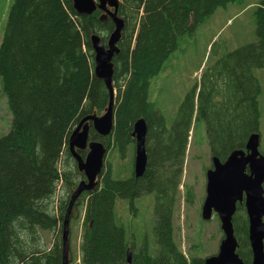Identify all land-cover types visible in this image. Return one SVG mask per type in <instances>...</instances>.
<instances>
[{"label":"trees","instance_id":"trees-1","mask_svg":"<svg viewBox=\"0 0 264 264\" xmlns=\"http://www.w3.org/2000/svg\"><path fill=\"white\" fill-rule=\"evenodd\" d=\"M235 1L120 0L124 26L112 59L113 128L103 137L90 125L88 139L113 146L123 159L134 142L133 125L142 118L146 165L141 176L131 169L121 178L104 160L98 185L74 203L84 207L80 264H203L200 257H185L173 233L188 135L192 123L203 124L209 155L224 160L259 134L261 87L253 70L264 68V0L254 11L255 40L222 53L202 71L170 127L149 100V88L179 39ZM113 29L110 19L76 13L72 0H14L10 7L0 41V89L12 114L9 131L0 136V264H62L61 233L48 247L39 231L62 232L70 194L84 178L67 140L82 118L108 104V90L94 75L89 37L96 33L105 43ZM78 153L83 157L86 149ZM59 185L67 196L57 202ZM143 196L153 199V222L149 234L139 230L138 239L130 224L118 221L115 206L124 200L135 216ZM232 223L236 252L250 264L243 204H237Z\"/></svg>","mask_w":264,"mask_h":264},{"label":"rangeland","instance_id":"rangeland-1","mask_svg":"<svg viewBox=\"0 0 264 264\" xmlns=\"http://www.w3.org/2000/svg\"><path fill=\"white\" fill-rule=\"evenodd\" d=\"M13 2L14 0H0V41ZM258 2L259 0H238L225 7H218L196 26L192 34L179 39L177 49L171 54L168 64L153 77L149 88V100L162 113L168 127L172 125L186 94L199 83L202 71L218 60L222 53L255 40L254 11ZM253 73L261 87L258 97L259 150L264 153V68H255ZM11 121L12 114L6 96L0 89V136L9 131ZM132 145L134 147V142L127 145L123 159L113 146L107 150L105 163L111 164L114 177L125 178L130 174L133 164ZM210 167L211 160L204 126L201 123H192L172 220L174 238L186 258L204 259L214 255L222 238L216 214L213 213L208 220H203L200 215L205 197V172ZM58 191L60 193L55 196L56 201L66 199L67 194L62 185L58 186ZM135 206L137 212L135 216H131L126 202L116 200V217L125 226L130 224L136 236L143 228L149 234L153 222L152 197H141ZM83 212L82 204L74 205L72 208L73 216H70L69 222V255L74 260L70 264H80L79 246ZM59 233H61L59 230L39 231L41 244L51 247ZM139 244L140 241L137 240V245Z\"/></svg>","mask_w":264,"mask_h":264},{"label":"water","instance_id":"water-1","mask_svg":"<svg viewBox=\"0 0 264 264\" xmlns=\"http://www.w3.org/2000/svg\"><path fill=\"white\" fill-rule=\"evenodd\" d=\"M72 7L83 16H90L95 10H100L98 19H110L114 29L105 43L96 33L89 37L93 50L94 75L105 84L109 100L102 114L93 113L82 118L67 140L68 149L84 178L71 192L64 214L61 232L62 264H69L68 236L73 205L83 192L93 191L99 183L107 147L100 141L89 140L88 133L91 125L99 136L108 137L113 128L112 59L118 52L116 44L124 26L123 19L118 16L119 0H72ZM146 132V122L142 118L138 119L131 133L134 139L135 177L142 175L146 165ZM85 149L86 154L82 157L78 151ZM238 203L243 204L248 221V241L252 256L250 264H264V154L259 151V134L251 135L245 150H233L223 162L218 157H212V167L206 171L201 217L207 220L213 212L216 213L223 236L217 253L206 257L203 264H244L236 252L238 242L232 223ZM127 261H130V252L127 253Z\"/></svg>","mask_w":264,"mask_h":264},{"label":"flooded vegetation","instance_id":"flooded-vegetation-1","mask_svg":"<svg viewBox=\"0 0 264 264\" xmlns=\"http://www.w3.org/2000/svg\"><path fill=\"white\" fill-rule=\"evenodd\" d=\"M94 13H96L97 16H100L101 11L97 9V10H95V11L93 12V14H94ZM97 13H98V14H97ZM99 21H100V20H99ZM106 21H107V20H106ZM101 22H105V21H101ZM221 162H223V161H221ZM132 173H133V169H132Z\"/></svg>","mask_w":264,"mask_h":264},{"label":"bare ground","instance_id":"bare-ground-1","mask_svg":"<svg viewBox=\"0 0 264 264\" xmlns=\"http://www.w3.org/2000/svg\"><path fill=\"white\" fill-rule=\"evenodd\" d=\"M98 141V140H97Z\"/></svg>","mask_w":264,"mask_h":264}]
</instances>
